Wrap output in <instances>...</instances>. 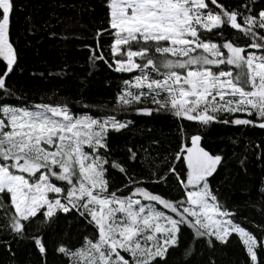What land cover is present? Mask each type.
I'll return each instance as SVG.
<instances>
[{
    "label": "snow or ice",
    "instance_id": "snow-or-ice-1",
    "mask_svg": "<svg viewBox=\"0 0 264 264\" xmlns=\"http://www.w3.org/2000/svg\"><path fill=\"white\" fill-rule=\"evenodd\" d=\"M101 4L94 44L83 50L92 68L131 78L93 113L87 104L77 109L63 89L36 101L9 84L19 67L11 38L17 5L0 0V243L11 252L13 242L30 239L44 264L46 236L57 264H216L218 245L235 236L243 264H264V224L250 226L212 186L227 153L204 144L215 126L264 130V0ZM161 115L178 122L167 156L114 146L113 135L135 128L136 117Z\"/></svg>",
    "mask_w": 264,
    "mask_h": 264
},
{
    "label": "trees",
    "instance_id": "trees-1",
    "mask_svg": "<svg viewBox=\"0 0 264 264\" xmlns=\"http://www.w3.org/2000/svg\"><path fill=\"white\" fill-rule=\"evenodd\" d=\"M16 5L11 38L19 50V67L9 84L26 91L29 99L35 97L36 101L63 89L59 94L68 97L77 109L87 104L96 113L102 111L103 106H110L122 81L130 79L131 75L112 72L103 64L92 68L88 62L89 52L83 50L85 44H94L92 37L104 15L101 0H16ZM31 26L36 27L35 34L28 31ZM52 31L57 38H51L49 33ZM101 43L108 45L110 41L103 39ZM65 68L66 76L62 74L57 79L47 75L41 77V73H57ZM135 120V128L113 135L114 146L134 143L137 147L149 148L153 157L158 154L161 159L175 149L179 132L178 122L172 117H136ZM232 140L237 143L233 144ZM204 144L227 153L225 166L212 180V186L219 188L230 206L240 209L241 216L250 226L264 224V160L258 159L261 152L256 147L260 144L264 148V130L215 126L207 131ZM245 157L246 167L240 164ZM155 162L159 163V160ZM172 187L171 194L175 195V185ZM4 223L3 213L0 212V228ZM80 228L83 232V225ZM35 231V228L30 229V232ZM72 231L75 241L77 235L74 229ZM3 236L0 230V237ZM53 239L45 237L48 264H57L61 259L53 253ZM79 240L82 243L83 236ZM80 243L74 246L79 247ZM242 248L239 238L234 236L231 244L218 245L211 258L216 264H243L246 253ZM11 249V252L8 251L0 243V264H44V257L30 239L13 242Z\"/></svg>",
    "mask_w": 264,
    "mask_h": 264
}]
</instances>
